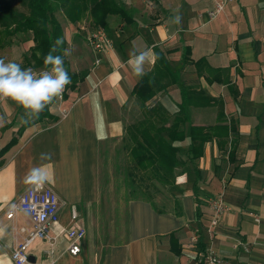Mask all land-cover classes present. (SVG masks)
Here are the masks:
<instances>
[{"label": "crops", "instance_id": "0c3cea01", "mask_svg": "<svg viewBox=\"0 0 264 264\" xmlns=\"http://www.w3.org/2000/svg\"><path fill=\"white\" fill-rule=\"evenodd\" d=\"M121 2L134 11L133 23H123L111 15L108 29L100 27L112 40L111 54L94 53L88 46L87 36L97 29L90 14L76 23L61 10L59 17L56 15L67 48L72 50L65 58L77 85L75 89L66 86L63 99L49 105L46 115L41 112L39 119L21 123L24 109L10 100L0 102V116L5 118L0 126V152L17 139L0 157V227L5 228L0 237V264H13V249L27 236L21 229H33L26 215L18 213L9 219L7 214L31 187L24 183L27 171L41 164H48L54 175L48 185L62 203L60 224L74 225L72 207H76L78 224L87 232L76 257L67 252L69 242L63 238L54 264H203L209 250L227 264H264V0H235L224 15L211 22L206 14L213 7L210 0ZM177 14L182 16L180 24L170 19ZM34 45L32 36L28 50ZM148 48L157 59L146 66V74L160 69L166 73L165 80L179 77L180 81L168 84L148 105L161 104L174 116L182 102V86L204 91L212 104L190 110L187 130L190 125H217L222 111L229 128L227 152L219 150L215 140L208 142L203 157L192 164L189 140L175 143L186 166L177 170L174 186L167 188H171L173 203H178L180 210L130 201L126 240L101 257L91 243L98 219L101 145L126 136L129 106L142 80L134 76L127 61L131 51ZM23 68L28 67L24 64ZM93 93L99 97L95 107ZM233 140L231 160L228 152ZM179 145H184V150ZM41 153H49L51 159L40 160ZM219 196L224 197L227 211L212 228L211 205ZM198 239L205 246L203 254L198 253ZM187 243L196 251H186ZM47 249L45 241L35 240L27 254L33 264H50Z\"/></svg>", "mask_w": 264, "mask_h": 264}, {"label": "trees", "instance_id": "16d2710c", "mask_svg": "<svg viewBox=\"0 0 264 264\" xmlns=\"http://www.w3.org/2000/svg\"><path fill=\"white\" fill-rule=\"evenodd\" d=\"M18 1L26 8V12L18 10L13 4L14 0H0V24L4 28V34L9 38L20 33L32 34L35 45L30 54L24 58L26 67L43 68V58L56 38L64 40L56 54L62 55L63 49L67 48L63 28L56 16L58 10L63 11L72 23L79 22L87 14H90L94 24L105 30L108 29L107 20L111 15L117 16L123 23H133L134 11L128 9L121 0ZM2 47L3 45L0 43V49ZM64 66L72 81L69 88L75 89L76 76L71 72L65 57ZM164 77H166V73L157 69L155 73L146 74L135 87V96L142 104L143 118L126 130V137L131 141L129 156L135 164V167L127 171L128 176L137 182V186L144 187L146 191L151 189L159 191L160 187L174 186L177 170L186 166L179 156V149L175 143L189 140V162L195 164L203 157L205 145L208 142L215 140L219 150H224L229 139V128L224 124L210 127L190 125L187 130V125L191 122L190 109L192 107L203 108L212 104V98L195 87L182 86V102L179 112L174 116L169 114L161 104L145 108V102L152 100L158 92L164 91L168 84L180 82L179 77L172 78V80H165ZM46 114L47 107L43 111V115ZM222 114V111L219 112L218 117L222 118ZM16 143L17 139L15 138L1 150L0 157L4 156ZM234 152L235 140L231 141L228 152L231 160L234 157ZM147 202L155 206L152 200ZM170 237L173 239L174 234H171ZM197 246L198 253L203 254L205 246L200 242V239L197 241ZM181 251L182 249H179L176 253L179 255Z\"/></svg>", "mask_w": 264, "mask_h": 264}, {"label": "rangeland", "instance_id": "374dc122", "mask_svg": "<svg viewBox=\"0 0 264 264\" xmlns=\"http://www.w3.org/2000/svg\"><path fill=\"white\" fill-rule=\"evenodd\" d=\"M13 4L21 12L27 11L18 0H14ZM60 14L61 11L58 10L56 15L59 17ZM92 26L100 28L93 22ZM30 41H32V34L20 33L14 37H7L4 34L3 26L0 24V43L3 45L2 49H0V58H3L5 62L14 61L23 67L25 64L24 58L31 51L28 50ZM150 101L145 102V108H152L148 105ZM141 105V101L135 96L134 103L129 106L130 113L128 118L130 124L127 128L137 124L143 118ZM215 106L219 107L218 104H215ZM204 118H207V116H204ZM216 122L217 124L225 125L223 118L218 117ZM130 145L131 141L126 136L122 141L112 140L101 145L100 197L97 204L98 219L95 221V236H93L94 238L91 241L92 246H96L101 257L105 256L113 245L121 244L126 240L127 206L130 201H135L137 198L139 201L152 200L162 209H171L176 212L180 210L179 204L173 203L174 195L171 192V188L160 187L159 191L154 189L146 191L144 187L137 186V182H134L133 178L128 176L127 171L135 167L129 156ZM179 146L181 150H184V145ZM226 149L222 151L227 152ZM191 245L192 243L185 244V250L190 254L194 252L193 250L196 251V247L193 249Z\"/></svg>", "mask_w": 264, "mask_h": 264}, {"label": "clouds", "instance_id": "9594fccd", "mask_svg": "<svg viewBox=\"0 0 264 264\" xmlns=\"http://www.w3.org/2000/svg\"><path fill=\"white\" fill-rule=\"evenodd\" d=\"M179 12V9L176 10ZM174 24H180L182 16L177 14L170 18ZM64 40L56 38L50 46L48 53L43 58L44 69L35 71L32 67L23 68L14 61L5 62L0 58V102L12 101L22 109L24 115L20 117L21 123L39 119V115L46 107L55 100L61 99L63 92L71 81L64 66V57L70 56V48L63 49V54H56ZM157 59L151 48L140 52H130L128 65L131 67L134 76L142 79L146 75V66H151ZM94 88L95 85L93 84ZM93 107L99 102V97L91 95ZM5 118L0 116V126H3ZM40 160H50L49 153H41ZM24 183L39 189L45 184L53 182L54 175L48 164H41L30 168L24 176ZM5 233V228L0 227V237Z\"/></svg>", "mask_w": 264, "mask_h": 264}, {"label": "built area", "instance_id": "2783aa9c", "mask_svg": "<svg viewBox=\"0 0 264 264\" xmlns=\"http://www.w3.org/2000/svg\"><path fill=\"white\" fill-rule=\"evenodd\" d=\"M213 2V7L206 12L208 21L216 20L220 15L226 12L227 7L235 0H210ZM202 16V15H201ZM87 44L94 53L111 54L114 51L112 40L105 30L97 28L92 30L87 36ZM36 71V70H35ZM38 71V70H37ZM66 88L63 92V99ZM63 116L66 112L61 113ZM62 203L55 190L45 184L43 187L36 189L32 186L20 197L18 202L13 204L8 210V218H14L18 213L26 215L33 223V229L27 231L21 229L22 233L27 236L23 242L15 246L12 252L13 264H33L27 249L35 240H43L48 244V249L45 251L46 257L50 260V264H54L55 254L59 246V242L64 238L69 242L67 252L71 256H79L81 254V242L87 236L86 229L78 224L79 215L76 207H72V227H64L60 224V209ZM213 218L211 227L218 226L221 216L227 211V204L223 196L217 197L212 202ZM256 223L260 222L259 217H254ZM203 264H227L214 251L209 250L203 257Z\"/></svg>", "mask_w": 264, "mask_h": 264}]
</instances>
